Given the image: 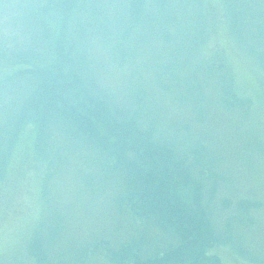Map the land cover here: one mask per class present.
Here are the masks:
<instances>
[{
    "label": "rangeland",
    "instance_id": "374dc122",
    "mask_svg": "<svg viewBox=\"0 0 264 264\" xmlns=\"http://www.w3.org/2000/svg\"><path fill=\"white\" fill-rule=\"evenodd\" d=\"M45 1L0 0V49L4 53L0 85L9 75L17 77L16 73L38 68L39 62L47 60L40 57L46 55L48 43L37 45L40 27L49 31V21L54 32L59 24L55 11L41 24L39 9ZM129 1L136 12L127 11L128 6L132 9L128 0H96L102 15L88 13L84 6L85 10L72 13L66 30L71 31L77 18L94 16L88 18L97 30L90 34L85 66L98 87L128 104L129 116L139 113V129L153 131L155 144L169 149L170 145L177 157L203 146L204 165L215 180L203 181L201 194L211 190L208 181H214L217 188L212 196L202 198V204L211 207L206 212L221 235L229 223L235 241L215 243L207 254L217 255L221 264H264V0ZM33 48L32 61L12 59ZM217 55L224 61L227 78L233 80L231 91L250 100L246 109H226L218 102L216 72L207 71ZM183 56L198 61L199 85L193 96H184L178 81L186 86L183 78L192 71L188 61H178ZM17 93H0V120L7 116L8 101ZM20 129L25 139L10 154L7 176L0 185V264H36L27 250L36 230L43 238L47 264H80L81 258L82 264H113L101 250L85 247L99 242L116 252L134 240L146 250V257L157 248H172L169 233L131 220L119 206L122 177L115 169L97 176L101 155L88 149L81 136L53 129L47 153L56 155L55 172L41 187L42 165H30L35 125L28 119ZM123 142L127 154L134 141ZM137 148L138 154L130 152L129 159H135L139 167L148 159L145 150ZM224 200L233 203L231 208H219ZM239 200L251 205L243 220L236 217Z\"/></svg>",
    "mask_w": 264,
    "mask_h": 264
},
{
    "label": "trees",
    "instance_id": "16d2710c",
    "mask_svg": "<svg viewBox=\"0 0 264 264\" xmlns=\"http://www.w3.org/2000/svg\"><path fill=\"white\" fill-rule=\"evenodd\" d=\"M128 3L132 9L128 6L127 11L136 12L137 9L129 0ZM84 6L88 13L98 17L102 15L96 0H46L45 5L39 9L41 24L45 25L46 15L53 11L56 12V21L59 24L54 28V32L58 30L56 35L49 28L48 20L49 31L45 26L40 27V41L37 45L40 47L44 42L48 43V46H44L46 55L40 57L47 60L39 62L38 68L33 70L26 68L24 73H16L17 77L9 75L0 85V93L3 95L10 90L18 91V97L8 101L10 107L7 116H2L0 120V185L8 172L6 165L11 162L10 154L13 155L17 143L25 139L20 131L23 121L31 119L35 125L32 150L29 151L32 158L30 165L39 163L42 165L39 185L43 188L54 175L56 167V155L51 156L47 153L49 146H52L53 129L56 128L73 137L81 136L88 149H94L101 155L99 161L102 167L99 172L96 171L97 176H101L106 170L115 169L122 177L123 187L118 203L129 218L147 227L155 226L161 233H169L174 243L172 248L166 250L157 248L147 257L146 250H142L140 242L134 240H130L116 252L110 250L105 242L85 246L88 251L101 250L113 264H221L217 255L207 254V249L218 242L225 244L235 241L229 223H225L228 227L221 235L206 212V209L211 207L207 202L203 203L207 207H203L202 198L212 196L217 188L214 181H208L207 185L211 190L207 188V192L201 194L202 182L208 177L215 180L214 173L204 165L201 154L203 146L195 148L197 150L194 153L177 157L171 151L170 145L169 149L154 143L153 131L142 132L139 129L137 111L133 116H129L126 111L128 108H125L127 103L123 104L114 94H109L98 87L95 76L85 66V51L89 46V37L97 30L88 18L94 16L77 18L71 31L66 30L72 20V13L80 9L85 10ZM44 34L47 36L43 37ZM34 50L36 49L21 51L19 58L14 57L15 54L11 56V53L9 56L14 57L13 60L32 61L35 56L30 54ZM2 55L4 53L0 49V59ZM215 58L216 63L211 62L207 71L216 72L220 84L218 91L221 92L218 102L226 109L233 106L246 109L250 100L238 97L231 91L230 83L232 84L233 80L227 78L224 61L221 55ZM178 61L182 64L188 61L192 67L190 75L183 78L187 79L188 84L184 86L183 80L178 81H181L183 95L191 93L193 96L199 85L197 80L199 70L196 71L195 68L198 61L190 56H183ZM171 62L175 69L176 63ZM29 77H33V80ZM136 104L139 107L138 101ZM149 127L153 128L152 125ZM124 140L134 141L131 144L134 148L130 152L138 154L137 147H142L148 161L138 167L135 159H129L130 152L125 154ZM223 203L219 207L221 210L233 204L231 202L228 204V200H224ZM247 203L250 202L239 200L236 203L239 215L235 214L240 220L247 218V212L251 208ZM54 226L55 223L52 226L53 230ZM30 239L27 246L30 256L34 258L36 264H47L43 238L39 231L36 230L34 237ZM79 262L82 264L83 259L81 258Z\"/></svg>",
    "mask_w": 264,
    "mask_h": 264
}]
</instances>
